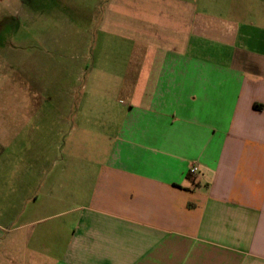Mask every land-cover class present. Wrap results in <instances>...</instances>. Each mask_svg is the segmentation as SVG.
<instances>
[{
    "label": "crops",
    "instance_id": "crops-1",
    "mask_svg": "<svg viewBox=\"0 0 264 264\" xmlns=\"http://www.w3.org/2000/svg\"><path fill=\"white\" fill-rule=\"evenodd\" d=\"M199 2L105 1L112 131L92 173H42L40 137L0 173V264H264V27Z\"/></svg>",
    "mask_w": 264,
    "mask_h": 264
},
{
    "label": "rangeland",
    "instance_id": "rangeland-1",
    "mask_svg": "<svg viewBox=\"0 0 264 264\" xmlns=\"http://www.w3.org/2000/svg\"><path fill=\"white\" fill-rule=\"evenodd\" d=\"M105 1L0 2V11L10 16L0 17V46L17 63L8 76H0V173L6 175L1 185L16 186L22 148H33L30 138L42 142V173H92L85 169L101 157L103 137L112 131L105 129L108 111L123 100L103 93L108 83L102 76L119 70L116 64L125 57L120 48L127 43L101 26ZM199 5L264 27V0H201Z\"/></svg>",
    "mask_w": 264,
    "mask_h": 264
},
{
    "label": "built area",
    "instance_id": "built-area-1",
    "mask_svg": "<svg viewBox=\"0 0 264 264\" xmlns=\"http://www.w3.org/2000/svg\"><path fill=\"white\" fill-rule=\"evenodd\" d=\"M188 173H189V175H190L191 177H194V176L196 175V173H197V167L194 166V165L191 166V167L189 168Z\"/></svg>",
    "mask_w": 264,
    "mask_h": 264
}]
</instances>
